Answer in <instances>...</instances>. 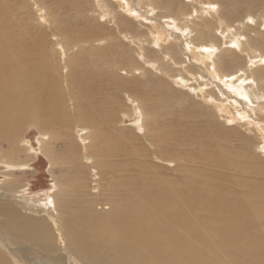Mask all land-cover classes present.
<instances>
[{"label":"bare ground","instance_id":"obj_1","mask_svg":"<svg viewBox=\"0 0 264 264\" xmlns=\"http://www.w3.org/2000/svg\"><path fill=\"white\" fill-rule=\"evenodd\" d=\"M238 1H248L249 4L251 0ZM1 14L0 11V30L3 28ZM113 23L116 25L115 32L120 34L119 40L112 36L113 30H109L112 37L101 40L104 47L100 50L93 48V39L104 33L96 22L92 31L94 34L78 33L71 38L72 43H83L88 47L78 48L81 50L73 54L67 53L69 57L64 55L66 59L63 65L67 68L65 77L70 80L72 96L76 101L72 107L79 117L75 123L71 121L57 87L58 68L54 67V63L50 69L53 62L47 64L42 45L37 43L33 49L21 48V40L15 30L0 35V144L7 143L10 150L26 123H31L43 133L51 125H59L61 130L65 123L73 129L84 130L83 138L77 136L79 142L87 138L96 143L90 156L86 154L88 149L84 145L82 147L78 141L67 139L64 145L70 154L60 151L55 163L51 162L54 165L61 160V165L66 162L72 167L67 170H60L61 166L58 168V172L67 175L69 185L61 190L56 188L52 193V214L48 210L34 209L24 213L16 210L13 206L16 204H12L10 199L0 198V264H63L65 259L68 264H256L260 246L264 248V236L256 238L258 244L255 245L250 232L253 229L255 232L264 221V186L244 182L242 176L252 167L244 151L233 153L228 149L230 141L226 136L235 132L232 128L226 133L216 126L188 130L179 127L177 133L173 134L158 129L156 124L157 144H154L158 149L155 153L157 159L171 164L176 162L173 171L179 173V179L164 178L159 174L161 171L148 166L144 160L146 150L137 149L131 136L124 142L122 119H114L120 97L135 88L131 97H135L137 106L142 109V104L146 102L149 109L155 110L156 103L159 108L163 105L168 108L166 102H170L171 94L159 90L160 82L155 78L149 77L142 83L138 82L139 77L124 78V73H121L124 71V61H131V53L124 47V39H129L133 47L143 53L148 64L155 66L156 62L148 58L149 53L153 52L142 47L138 36L124 38L125 24L122 21L115 20ZM220 23L218 20L217 28L215 26L212 30L207 26L208 29H204L203 24L201 31L219 32ZM251 35L257 38L255 34ZM251 35L249 40L252 39ZM148 39V45H153L157 40L166 43L168 37L163 38L156 29L149 32ZM248 44L245 39L240 43L237 41L240 51ZM61 50L64 52L63 48ZM231 53L237 55L233 51ZM221 54L222 51L219 58ZM258 55L264 59V55ZM204 56L210 61L213 53ZM262 58L258 60L259 64L254 63L252 72L262 73ZM214 60L217 61L216 58ZM159 65L161 67L163 64ZM214 67L213 73L218 74L216 63ZM218 77L222 78L219 74ZM251 79L257 81L259 89H255V93L250 88L243 91L249 97L248 101L255 102L254 106L261 112L258 103L264 100V76L256 79L252 74ZM232 85L236 86H233L234 89H242L241 85ZM219 89L224 91L222 87ZM246 94L242 99L246 98ZM102 95L105 99L99 101ZM202 96L209 100L211 97L208 92ZM189 111L194 114L193 108ZM111 122H115L114 129H106ZM14 125L17 129L13 128ZM92 128L98 129L94 140L89 131ZM104 131L106 134H103ZM234 136L240 141L241 148L247 147L245 135L236 132ZM39 145L43 147L42 140ZM75 157L84 163L79 164ZM136 170L135 175H131ZM227 170L235 177H229ZM88 178L92 180L88 182ZM238 182L245 185L249 192L237 194L235 187Z\"/></svg>","mask_w":264,"mask_h":264},{"label":"rangeland","instance_id":"obj_2","mask_svg":"<svg viewBox=\"0 0 264 264\" xmlns=\"http://www.w3.org/2000/svg\"><path fill=\"white\" fill-rule=\"evenodd\" d=\"M157 1L0 0V11L4 15L1 14L3 28L0 30V35L10 32L9 30H15L18 32V37L21 40V48L33 49L37 47V43L42 45L45 49V53L43 54L45 55L47 64L50 61L53 62L50 69L52 70L54 63V67L58 68L59 82L57 87L63 98L65 109L68 111L71 121L73 120V123H75L79 119L75 115L74 107H72L76 101L72 96L70 80L65 77L67 68L64 67L63 62L66 57H69V54L87 48L88 45L83 43H81L82 45L74 44L71 38L79 34L90 35L94 32L97 22V26H100L102 28L101 31L104 33H99L100 35L93 39L92 46L100 50L104 47L102 46L103 42L101 40L105 41L108 37L112 36L119 40L120 34L117 31L115 32L116 25L113 21H122L126 28H124V38H127L126 36H138V39L141 40L142 47L153 52L149 53L150 57L148 58L156 62L155 66L153 63L148 64L146 62L147 58L143 53L134 48L133 43L129 39H124V47L131 53V61H124V71L121 72L124 73V78L131 79V77H139L138 82L140 83L149 77L155 78V80L160 82L159 90L161 89L162 92L165 90L167 94H171L170 102H166L169 104V107L165 108L163 105L161 109L156 103L155 110L149 109L146 106V102L142 104V109L137 106V102L134 100L135 97H131L134 94L133 91L135 88H131L130 93L120 97V105L116 107L114 119H122L124 142L131 136L133 144L137 149L143 148L146 150L144 160L148 166L161 171L159 174L164 178L179 179V173L177 175L173 171L176 168V162L173 161L172 164L174 165H172L167 161L165 163L157 159L155 153L158 149H155V144L157 143L155 142L156 132L154 131L156 124L159 126L158 129H163V131H168L173 134L177 133L176 131L180 129L179 127L188 130L197 127L210 129L216 126L217 128L223 129L226 133L232 128L235 132L229 133L226 136L228 141H230V143L228 142V149L233 153L237 150L244 151L248 156L247 162L252 167L248 173L242 176L244 182L250 185L259 184L260 186H264V106L262 105L264 104V100L259 101L260 103L258 104H260L262 113L260 111L258 112L257 107L254 106L255 102L248 101L249 97L243 91L250 88L251 92L253 91L255 93L259 88L257 81L251 79V75L253 74L256 79L264 76V70L261 74L252 72L255 69L253 66L254 63L256 65L259 64L258 60L262 58L258 53L264 55V0H251L249 4L248 1L243 2L238 0H235V3L233 0H159V3ZM200 4H203V6L201 7ZM205 4H209L210 6ZM114 16L118 17L116 18ZM218 20L221 22L220 30L219 32H212V28H215V26L217 28L216 24ZM247 24L253 25L249 26ZM203 26L205 27L204 29L211 28V30H208L207 33H202ZM155 28L163 38L168 37L166 43L157 40L155 44L148 45V34L149 32L155 31ZM109 30H113V33ZM251 34H255L257 38H254ZM250 35L251 40H249ZM209 37L211 38L209 39ZM244 39L249 44L240 51L237 41L240 43ZM209 40L213 42H207ZM218 47L222 49H218ZM61 48H63L65 53ZM251 50L257 54L254 55V52H251ZM220 51H222L221 58H219ZM231 51L237 55H233ZM159 52L162 53L160 54ZM210 52L213 53V57L209 61L206 60L204 55ZM65 54L66 57L64 56ZM215 58L217 61L214 60ZM261 61H264V59L262 58ZM214 63H216L218 74L222 78H219L217 73H213L215 70ZM159 64L163 65L160 67ZM134 69H140V71H135ZM126 71H130V73ZM120 75L123 76V74ZM251 80L253 81L252 83L250 82ZM194 81L197 84H193L195 83ZM162 83L163 85H161ZM232 84L241 85L242 89H234V85ZM229 86L230 88H228ZM219 87L223 88V93ZM198 88H201V90ZM204 92L209 93L211 96L210 100L212 101L202 96ZM245 94L247 99H242L245 97ZM104 99L103 95L98 98L99 101H103ZM217 104H219V107ZM221 104L224 105L222 106ZM190 108L194 109V114H191L190 111L188 113ZM114 124L115 122H111L106 129L113 130ZM65 125L64 123V127L61 130L59 125H51L45 131L46 133H43L31 123H26L22 126L21 131H19V139L13 147H10V150L7 143L0 144V198L10 199L12 204H16H13L16 210L24 213H27V210L33 209L39 211L48 210L51 214L53 213L52 207L54 203L52 202V198L54 194L52 193H55L56 188L61 190L66 185H69L67 175L58 172V168L60 166V170L72 168L66 162L61 165V160L53 165L55 158H59L56 155L60 151L69 153L66 145H64L67 139H72L75 142L78 141L77 143L79 144L81 142H79L77 136L83 138L85 134L84 130H81L82 128L73 129L71 125ZM13 128L17 129L15 125ZM89 131L94 140L98 129L92 128ZM236 132L245 135L248 140L247 147L241 148L240 141L234 136ZM103 134H106V132L104 131ZM86 139L82 140V145H80L82 147L84 145L88 149L86 154L91 156V149L93 147L94 149L96 148V143ZM40 140L43 141V147L39 145ZM171 156L172 154L169 157ZM74 160L78 161L81 165L84 163L83 160L76 157ZM177 164L179 163L177 162ZM11 166H14V168ZM204 167L207 168V166ZM136 172L137 170L132 172L133 174L131 175H135ZM226 173L229 177H235L228 170ZM190 178L193 179L192 177ZM83 179L86 180V177H83ZM90 180L92 179L88 178V182ZM235 192L239 195H244L249 190L245 185L238 182L235 187ZM250 234L253 236L254 244L257 245L258 241L256 238L264 236V221L255 232L253 229ZM260 247L259 258L256 264H264V248L263 245ZM63 262V264H68L66 259Z\"/></svg>","mask_w":264,"mask_h":264}]
</instances>
